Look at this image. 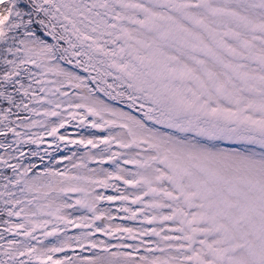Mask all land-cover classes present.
Returning a JSON list of instances; mask_svg holds the SVG:
<instances>
[{"label":"snow or ice","instance_id":"snow-or-ice-1","mask_svg":"<svg viewBox=\"0 0 264 264\" xmlns=\"http://www.w3.org/2000/svg\"><path fill=\"white\" fill-rule=\"evenodd\" d=\"M0 264H264V0H0Z\"/></svg>","mask_w":264,"mask_h":264}]
</instances>
